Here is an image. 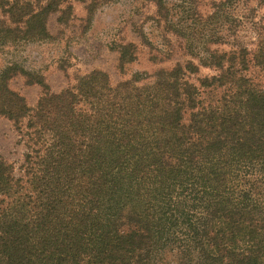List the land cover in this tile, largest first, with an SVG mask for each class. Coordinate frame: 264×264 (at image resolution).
I'll return each instance as SVG.
<instances>
[{
	"label": "trees",
	"instance_id": "obj_1",
	"mask_svg": "<svg viewBox=\"0 0 264 264\" xmlns=\"http://www.w3.org/2000/svg\"><path fill=\"white\" fill-rule=\"evenodd\" d=\"M147 1L190 59L115 85L93 69L58 92L37 71L0 70V117L24 146L17 167L0 157V264H264V0L197 14L208 24L244 4L252 18L234 21L249 43L222 36V50ZM72 12L70 0H0V41L47 40L49 17ZM117 52L120 69L136 58L131 42ZM17 74L42 88L32 107L9 86Z\"/></svg>",
	"mask_w": 264,
	"mask_h": 264
},
{
	"label": "rangeland",
	"instance_id": "obj_2",
	"mask_svg": "<svg viewBox=\"0 0 264 264\" xmlns=\"http://www.w3.org/2000/svg\"><path fill=\"white\" fill-rule=\"evenodd\" d=\"M91 1L70 0L73 12L67 24H59L57 14H52L47 22L52 37L47 40L9 43L0 41V70L15 63L24 70L37 71L44 76L50 89L58 92L73 86L79 75L93 69L106 72L110 83L115 85L130 78L134 72H145L149 77L158 68H171L177 62L183 63L190 59V55L183 48L181 38L167 31L162 23L157 25L151 19L154 8L147 0H114L100 3L89 13L88 4ZM216 1L220 0H166V4L170 8L173 22L194 24V31L199 40L197 44L201 49H228V44L238 36L249 43L248 31L240 30L238 33L234 21L239 12L244 16V22H247L249 17L252 18L243 9L244 4L239 10L231 7L227 15H219L208 24L200 20L198 15L207 16L212 12V3ZM248 3L251 7L256 6L255 0H249ZM257 12L259 17H262L264 7ZM141 30L152 43V47L140 37ZM222 36L227 38L229 43L215 41ZM126 42L134 44L136 58L120 69L117 47ZM211 72L200 67L198 76ZM9 86L24 96L31 107L42 92L40 85L27 84L26 78L18 74L9 80ZM23 150L24 146L12 123L5 117H0V157L17 167L22 161Z\"/></svg>",
	"mask_w": 264,
	"mask_h": 264
}]
</instances>
